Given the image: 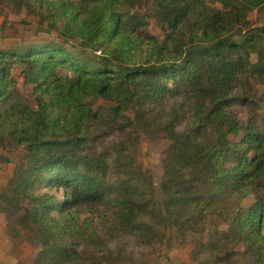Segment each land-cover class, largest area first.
<instances>
[{
	"label": "trees",
	"instance_id": "1",
	"mask_svg": "<svg viewBox=\"0 0 264 264\" xmlns=\"http://www.w3.org/2000/svg\"><path fill=\"white\" fill-rule=\"evenodd\" d=\"M12 1L26 13L46 12L42 20L78 37L83 55H94L73 57L47 43L0 50V148L26 150L23 178L11 193L28 200V208L3 213L25 211L18 223L40 246L32 264L85 263L74 247L96 235L90 223H78L75 208L87 198L101 207L109 238L127 234L150 245L174 230L193 239L200 264L234 255L264 264V120L258 122L254 101V83L264 84V54L251 63L264 47V29L248 20L264 0H212L222 9L204 0H153L155 16L167 22L163 40L138 32L142 22L127 19L124 0ZM14 64L40 93L36 109L12 91ZM59 67L70 72L58 77ZM101 100L112 106L95 107ZM236 106L247 118L237 116ZM58 126L64 139L51 140ZM104 131L171 135L161 202L146 198L144 173L128 158L114 159L127 180H104L108 154L94 151L90 140ZM218 220L227 230L209 231Z\"/></svg>",
	"mask_w": 264,
	"mask_h": 264
},
{
	"label": "rangeland",
	"instance_id": "2",
	"mask_svg": "<svg viewBox=\"0 0 264 264\" xmlns=\"http://www.w3.org/2000/svg\"><path fill=\"white\" fill-rule=\"evenodd\" d=\"M78 1V0H71ZM206 5L222 9V5L213 4L212 0H204ZM128 10L126 12L127 19L136 16L142 22L138 32L154 36L157 39L163 40L164 30L167 28V22L163 19H159L155 16V10L153 8V0H124ZM47 16L46 12H38V15L34 13H26L21 9L15 1H8L0 4V46L5 47L0 50H10L18 48H26L31 45H39L47 43L50 45L60 46L64 48L73 57L88 56L92 58L94 55L87 51L83 55V49L79 45L78 37H71L63 35L59 29L51 25V23L44 19ZM248 20L253 28L264 29V1L261 6L254 9L248 15ZM263 38H264V32ZM264 54V47L260 50L259 54L251 56V63L256 64L260 62L262 55ZM68 72V67H59L55 74L58 77L65 76ZM9 81L12 84V91L18 95V98L23 104L37 108L36 97L40 93L35 92L34 86L25 81V77L22 74V68L19 64H14L11 69V77ZM256 88V117L258 122L264 120V84L254 83ZM168 104L173 106L174 101H169ZM110 107L111 103L105 101H99L95 107ZM254 106V107H255ZM131 117H134V110H130ZM234 112L239 118H247L246 112L239 106L234 108ZM183 124L176 129L178 132L182 129ZM60 132V126L55 127L49 133L51 140L64 139ZM147 132V133H146ZM137 131L130 132L127 135L120 132H108L104 131L100 134H95L90 137L91 148L97 153L107 152L108 154V166L105 168V177L109 184H114L119 181L127 180V176L123 175L116 167L114 159L118 158L122 161L125 158L133 160L136 166L142 169L144 173V179L142 180L141 189L146 198L150 201H162L160 195V183L162 181V159L165 151L168 149L172 142V137L169 134L150 133L149 131ZM238 137L233 138L237 140ZM89 147L79 150L78 154L85 155L89 152ZM92 152V151H91ZM26 150L23 147L13 146L11 144H5L3 148H0V166L10 163L13 169L11 178L6 181L4 188L0 189V210L3 211L9 207L21 205L23 208H28V200L21 199L15 200L11 193V190H15L18 179L23 178V172L27 166ZM7 166L2 167L0 170L6 171ZM82 169V170H81ZM80 170L84 172V168L80 167ZM16 172V173H15ZM7 174V171H6ZM15 174V175H14ZM3 176V175H2ZM17 176V177H16ZM5 177V175H4ZM16 177V179H14ZM6 178V177H5ZM4 178V179H5ZM13 184H10L13 180ZM3 177L0 178L2 182ZM140 189V190H141ZM40 193L46 192L44 187L37 188ZM49 194H56L61 197V192L58 194L53 190L49 191ZM9 203H5L8 202ZM97 202L87 200L78 202L75 209H78L81 213L78 216V223L81 225L84 222L91 224V230L96 235L95 241L90 242L87 240H80L81 242L74 247L79 254L85 259L84 264H200V260H195L194 241L188 237L186 239L180 238L178 233L174 230H168L157 241H153L152 244H144L141 241L133 238L130 235L123 234L118 235L113 233V238H109L102 231L101 216L99 215L101 207H98ZM8 206V207H6ZM24 210V209H23ZM15 211V210H14ZM25 211H15L14 216H7V219L20 230L18 238L20 245L10 253V257L13 256L17 260H23L21 264L33 263V259L40 251V246L34 243L32 234L24 230L18 223L20 218L24 215ZM219 221V220H218ZM209 229L212 232L226 231V227L219 221ZM142 225L144 221L140 222ZM22 228V230H21ZM88 242V243H87ZM243 248L238 247L237 252H242ZM7 257V254H5ZM217 264H245L243 260H239L237 256L229 258L227 261H218Z\"/></svg>",
	"mask_w": 264,
	"mask_h": 264
},
{
	"label": "crops",
	"instance_id": "3",
	"mask_svg": "<svg viewBox=\"0 0 264 264\" xmlns=\"http://www.w3.org/2000/svg\"><path fill=\"white\" fill-rule=\"evenodd\" d=\"M2 48L4 49L5 47L0 46V49ZM5 166H7V174L6 171L0 170V178L3 177L2 182H0V189L4 188L6 181L11 178L14 172L13 169L10 170V167H12L10 163L0 166V169L2 167L5 168ZM19 232L20 230H17L10 220L7 219V215L0 210V264H21L23 262V260H17L13 256L10 257L9 255L10 253H13L18 245H20V240L17 235ZM5 254H7V257ZM24 263L28 264L27 261H24Z\"/></svg>",
	"mask_w": 264,
	"mask_h": 264
}]
</instances>
